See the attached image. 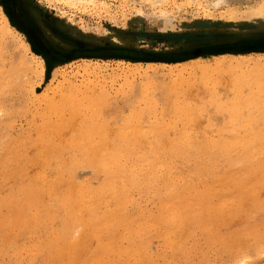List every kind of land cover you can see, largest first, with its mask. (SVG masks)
Here are the masks:
<instances>
[{"label": "rangeland", "instance_id": "obj_1", "mask_svg": "<svg viewBox=\"0 0 264 264\" xmlns=\"http://www.w3.org/2000/svg\"><path fill=\"white\" fill-rule=\"evenodd\" d=\"M6 1L0 0V6H1L0 8L1 9L3 8L2 10L4 11V13H6V15L8 14L9 16H11L9 24L11 23L10 25H11L12 29L14 30V31H11V33H8L5 35L6 41L4 40L5 42L3 43V44H5V46L7 45L6 46L7 47L6 53H7V57L9 58V60H7V62H6L7 70H9L11 68V66H15V67L19 66L18 62H19V60L21 61L22 57H24L26 59H30V61H31L30 65L31 66L29 65L30 69H28V71L30 70L29 72L31 74L29 73V76H30V79L32 78L31 81L33 80L32 83L35 82L34 84L36 87H35V89L32 90L31 86H29V84L28 85L27 84H21V85H17L15 87L8 89L6 93L0 95L1 96L0 105L1 104H2L1 106L4 105V108L7 111L9 109V111H10V112L8 111L9 112L8 116H6V115L3 116L2 113H0V115H1L0 116V123H1L0 128L2 127L0 129V136L3 137L5 135L4 138H6V140L8 139L9 141H10V139H12L11 143L14 145L13 146L14 150L18 151L20 149L18 152H20L19 154H21L18 162L15 161V162L10 163L13 165V166L12 165L10 166L12 168H10L9 165L3 166L2 164H0V169H1L0 174L2 175V173H3L2 176L0 175V199H1V201H0V215H1V217H3L4 219H7V222L14 220V217L12 215V214H14V207L11 204V198L15 197V198L19 199V201L21 203H23V200H24V202L26 201V196H24V194L19 192V188L24 183H26V182L28 183L30 180H32L34 178V181L37 180L38 184H41L43 180H38V179L43 178L47 181L46 183L50 184V188H47L48 184H46L45 185L46 189L44 190L46 192H44L42 195H40V197L42 198V201L38 203L39 207H42L44 205H46L47 207L42 208L43 212H45V213L44 214L42 213L40 215L41 217L38 216V220L36 218L31 219L32 221H36V222L31 223V220H30V222L26 226V228L28 226L29 227L27 229L23 228L24 230L23 229H21V230L18 229L15 231L9 230V229L4 230L3 227L2 228L0 227V235L3 231H6V235L4 237L2 235L0 236V264H62V263L63 264H72V262H73V264H102V263L103 264H118V263L119 264H121V263L130 264L131 262H132L131 264H134V262L136 264L137 263L138 264H144L146 262H148V264H151V262H152V264H264V251H263V253H260L258 257L255 255L254 258L249 257L250 259L248 258V259H245L243 261L239 260V261H241V263H239V261H235V258L239 259L241 257L240 254H242L243 256H244V254H248L249 251H248L246 245L244 243L241 244V246L239 245L240 247H237V245H236L237 249H234V251H232L233 246L229 242L228 238L226 239V242L224 241L225 243L222 241L223 244H221L222 242H219V240H223L228 236V235L226 237L224 236V235H226L227 232H228L227 234H229V232H232L233 230L239 228V226L241 227L245 223L244 217H243L244 219H242V218L240 219V217H238L239 219H237V217H234L228 221L226 220L227 223H225V224H227V225L224 224V227L222 226L223 225L222 221H220L219 223H221L222 225L219 224L220 227H219V225L217 226V231L219 233V230H221V233H219L217 240H216V238L213 239L214 241L212 240L213 243L205 241L206 239L209 240V238L207 237L208 233L205 231V228H203V226H202L203 224H193L194 226L195 225L196 226L195 227L192 226L191 227L192 229H190L187 232L188 234L187 233L184 234L185 237L182 234L183 237L181 236L182 240H180V234L181 233L179 234L177 229L176 230H177L178 234L176 232L174 237H172L173 234L170 235L171 234L170 232H169V234L165 235V231L168 228L166 229V227L163 223L157 224L158 222L156 219H158V217H159V216H157V214H159L157 212H159L158 208H159L160 203H161V198H160L161 196H159V195L155 196L151 191H148L145 188H138V187L130 189L131 196L136 192V194L134 196H132L133 200L125 201L124 199H121V202H122L121 205L122 206L120 205L121 208L125 212L127 211L128 213H130L132 215L133 221L130 219V221H131L130 223H133L134 225L131 224V229L129 228V230H128V228H126L127 230L124 231L123 230L124 224H123V227H122V224L115 226L114 227V236L115 237L117 236V240H116L117 243L115 241H114V243H110L109 241L111 239L107 242V240H106L107 237L105 239V236H107V235L104 236V234H102L100 237H95V239L93 238L94 235L89 234V236H86V237L84 236L85 238H88V239L90 238L89 240L87 239V241H88L87 246H88L89 242L91 241L89 246L90 247L92 246V247L89 248V246L88 247L85 246V247H87V249H89L88 251L86 250V248L84 250L83 249L84 247L80 248L77 252L78 256H76L74 258L76 260L69 259V258L67 259L66 257H68V255H65V254L70 248L66 247L64 249V247L66 245V243H64V242H66V241H64V238H66L67 236H68V238L70 236H72L71 238H77L75 236L79 235L78 231L80 229H82V227L79 226L81 228H79V230H77V227L75 226L74 229L68 230L70 232V234H69V232H67L66 228H65V230L63 228H61V227H63L62 225L66 220V216H69V215H66L62 210L59 211L60 213L55 212V211L59 210L58 207H57L58 209L56 208V204L59 201H61L60 200L62 198L61 195L67 193V191L69 189V186H68L69 181H70V183L72 182V183L76 184V186L73 187V190H76L79 187V185H81L82 183H87L88 185H91V186L97 185L98 181H100V179L103 178V175L101 176V174L98 173L97 170L93 169V167H91V165L83 162V164L80 163L81 165L78 164L75 168H73L75 172L73 171L74 173L71 174V180H70L69 171L67 169L66 170L64 169L62 171L63 166L61 169H59L60 165H57V163L59 164V160L57 159V157H52V155H50L48 153H47V155L49 157H45V155L44 156L42 155V157L47 159V162H49L48 163L49 165H47V166H46V162H45V164H42L41 159H40L41 162H38V161L35 162V161H33V159H31V157L35 158V156H37L39 154L41 149L43 151V149L45 148L44 144L46 141H48L50 144L52 142L53 145L57 144L59 142H62V144H63L65 141L72 139L73 136L75 138V137H77L76 136L77 134L79 136L80 133L85 131L86 130L85 128H88L87 123H89L88 126H91L92 124L99 121V119L101 121V122L99 121V125L102 126L101 131H103V134H106L107 137L111 136V137H109V139L122 138V136L125 132L123 127H125V129L126 128L130 129L129 127L130 126L132 127V125L133 126L136 125V127H138V129H139V127L140 128L142 127V129L140 130L141 132H140L139 136L140 137L145 136V138H148V137L152 138L153 136H155L154 134H156L155 137H160V136H157V134H158L157 128L161 127V126H163L167 132L166 135H164L166 137H168V136L172 137L173 135H174L173 137H176L179 134L185 133L187 130H188L187 131L188 133L187 132L186 133L187 134L190 133L189 135L193 136V137H195L197 134H198L197 137H204L206 135H212V134L225 135L226 133H224V132H225V130H227L226 127L228 128V130L226 132L230 133L229 132V126L230 125L228 123H230L229 121L231 119L230 118L231 115L229 113L231 111V109H229V108H232L231 105L234 104V102L237 98V95H236L237 93L235 94L236 91H234L235 89H233V88L238 87L237 85H236V87H235V85H233L235 83L234 79L236 80V78H237L236 82H238L239 80H242L241 78H245V77H247L248 79H251L254 72H258V70L261 71V69H262V71L264 70V65H263L264 64V40L261 39L262 34H264V15L256 16L253 14L252 16L247 18V16L249 15V11H250L251 7L252 8L256 7L254 5L259 4L261 2V0H238V2L231 1L230 6L231 7L233 6L234 10H236L233 14L230 12L231 10L227 9V7H225L223 4H221L222 6L219 5L217 7L213 6V5H208V2L211 0H207V2H206V0H202L201 4H199V3H190L189 4V3H185V0H176L180 4L179 8L176 7L172 2H171V4L169 3L166 7H164V8H166V10H168V12H167L168 16L166 17L167 20H166V18H161L162 16L158 15V14H160L159 11L156 12V10L152 9L151 7H149L147 5H145V6H147V7H145L144 4H140L141 1H139V0L129 1L128 3H126L125 6H124V3L120 4V2H122L121 0H109L112 3L111 12L112 11L113 12L112 13L110 12L111 14L109 12H106L103 10L102 11L101 10H95V9H91V8L90 9L88 8L86 10L80 9V8L76 9L74 7H72V8L66 7V8L61 9V7H62L61 5H59V4L56 5V4H54V2L51 3L48 0H6ZM138 3H139V5H138ZM131 4L133 7L131 6ZM114 8H116V9H114ZM139 8L144 12V14L141 16L140 15L138 16V14H137V10ZM151 9L157 14H153L154 12ZM248 9H249V11H248ZM66 13H67V15H66ZM245 13H247V14H245ZM154 15L155 16L157 15V17H155ZM208 16H211V18L209 19ZM237 16H238V18H236ZM254 16H256V17H254ZM4 24H5L4 19L2 17V13L0 10V29H2L4 27ZM45 29H47V31H49V32H51L53 29H57L60 31H70L71 34H74V35L78 34L81 38H84V39H83V42L81 44H78L75 46V50L71 52L70 58L62 57L63 63H58L55 66H52L49 61L45 60L44 55L42 54L43 53V36H44V30ZM192 35H196V36H225V37H234V39L214 41L210 44L186 42L185 40L180 39L181 37L192 36ZM170 36H173V37H170ZM246 36H253L256 39H260L263 44L261 45V47H259L257 49H245V48L241 49V50L235 49L236 44L240 41L238 38H243ZM24 42H27L29 44L31 42L30 45L32 46V48H31V51H29L28 55H24L26 53V51L24 50V47H23ZM14 50H15V52H14ZM32 54H34L35 57L39 56V58L44 60L43 63L45 62L44 64H45L46 69L42 75H39V73L36 70L37 63L40 65L39 58L36 57L38 60L34 59V61H32V58H31ZM220 55H224V57H220ZM241 57H246V59L248 58L249 62H246V63L239 62L238 60ZM258 57H260V60L256 59ZM219 60H221V61L219 62V64H217V62ZM9 62H10V64H9ZM214 64L215 65L217 64L218 66L217 65L215 66ZM204 65L206 67L207 66L209 67V68L208 67L206 68V71L201 69V66H204ZM31 67H33V68H31ZM210 69H211V71H210ZM231 70H233L232 71L233 73L231 72ZM224 71H225V73H224ZM228 71L230 73H228ZM47 73L49 74V76ZM216 73H218V74H216ZM245 73H247V74H245ZM196 74H198V75H196ZM222 74H226L225 77H227V78L229 77V78L225 79L224 75H222ZM228 74H229V76H228ZM231 75H232V77H231ZM213 76H214V78H213ZM238 76L239 77L241 76V78H239ZM192 78H193V80H192ZM179 79H180V81H179ZM208 79H209V81H208ZM199 81H201V82L199 83ZM227 81H229V83H230V84L228 83L229 86H227V85L224 86L225 84H227ZM18 82L19 81H17V83ZM176 82H180V83L178 84ZM188 82L190 84H188ZM130 84H132V85L130 86ZM174 85H178L177 86L178 88L179 87L180 88L186 87L185 89L187 91L188 90L189 91L188 92L186 91L187 93H185V94L180 93L181 94L180 95V94L174 92V91H177V89L175 90L173 88ZM184 85H187V86H184ZM232 85H233V87H232ZM129 86H130L131 91L129 90ZM144 86L151 87L152 89L154 88L153 89L154 95H153L152 91H148L150 93V94H148L149 97L148 96L144 97V95L141 93L142 87H144ZM171 86H173L172 90H171ZM168 87H170V89ZM193 87L195 90L192 89ZM223 87H224V89H223ZM151 88H148V89L150 90ZM80 89H82V90H80ZM104 89L106 91H104ZM107 89L109 90L110 95L108 94ZM173 89H174V91H173ZM26 90H28V91H26ZM84 90H85V92H84ZM191 90H193V91H191ZM164 91H165V93H164ZM170 91H172V93ZM190 91H191V94H190L191 96L190 95L187 96V94H189ZM214 91L217 94H215ZM136 92H138V93H136ZM160 92H163V93H160ZM219 92L221 94L222 93L223 94L220 95ZM247 92H248L247 89H245V92L243 94H246ZM69 94L71 96H69ZM159 94H160V96H159ZM192 94H194V95H192ZM32 95L34 96L35 100H34ZM104 95H105V98H102V97H104ZM152 95H153V97H151ZM97 96L99 97V99H97ZM106 96H107V98H106ZM182 96H184V97H182ZM200 96L202 98H200ZM230 96H231V100H230ZM69 97H73L74 100H76L75 98H77L76 102L79 104L81 103L80 104L81 105L80 110L83 112L80 113V111H78V113H76L79 116V118L76 114L71 113L70 108L68 106H66V101L68 100ZM90 97H93V98H90ZM134 97H135V99H134ZM150 97L152 98V100L155 101V102H153L152 105H150L151 107H149V105H147V103H150L149 102L151 100ZM220 97L225 102L221 101V100L218 101V99ZM91 99H92V101H91ZM2 100H3V102H2ZM109 100L110 101L112 100L113 103H111ZM176 100H178V101H176ZM214 100H215V102H213ZM227 100H228L229 104L231 102V105H229L228 102L226 103ZM82 101H83V103H82ZM89 101H91L90 104H89ZM232 101H234V102H232ZM60 102H61V104H59ZM84 102H85V104H84ZM92 102L94 103V107H91ZM173 102H177L178 104H180L179 107H183V106L185 107L186 106V109H187L186 111L189 115L195 114V116H194L195 120L191 121L188 118L189 120L187 119L188 120L187 121L186 119H183L186 115L180 113L175 108H173L174 107L172 105ZM104 103H106V104H104ZM224 103H225V105H224ZM56 104H57V106H56ZM100 104L103 106H101ZM227 104H228V106H227ZM51 105L58 107L57 108L58 111L52 109ZM205 106H207V107L205 108ZM212 106H213V108H212ZM221 106L223 108L225 106L227 109L224 108L225 110L223 111V108H219ZM83 108H85V109L83 110ZM109 108H111V109H109ZM150 108H152V110ZM98 109L100 110L99 112H98ZM101 109H103V111ZM209 109H211V110H209ZM217 109H219L220 111ZM228 109H229V111H228ZM180 110L183 111L182 108H180ZM197 110H199L200 112H198ZM35 111H37V112H35ZM38 111H40V113H38ZM101 111H102V114H100ZM162 111H164V112H162ZM194 111H196V112H194ZM215 111H216V113H215ZM133 113H135V114H133ZM160 113H162V114H160ZM72 114H73V116H72ZM131 114H133V115H131ZM173 114H175V115H173ZM178 114H180V115H178ZM204 114L206 117L204 116ZM134 115H140V116H138L139 117L138 118L137 116L135 117ZM88 116H89V118H88ZM65 117H66V119H65ZM71 117H73V118H71ZM74 117H77V119ZM85 117H87V118H85ZM131 117L134 120H132ZM199 117L202 119H200ZM50 118H52V119H50ZM60 118L61 119L64 118V119L60 120ZM141 118H142V120H141ZM228 118H230V119H228ZM1 119L3 121H5V124H2ZM34 119L37 122H35ZM37 119H39V120H37ZM71 119H73V121H71ZM156 119H158V120H156ZM172 119H174V120H172ZM196 119L199 122L196 121ZM103 120H105V121H103ZM65 121H68V123ZM137 121H139V122H137ZM175 121H176V123H175ZM182 121H183V123H182ZM209 121H211V123ZM56 122H64L65 123V124H63L64 126H62L63 128H62L61 132H59V134H58V132H55L54 130H52V128H50V127H52L51 126L52 123L55 124ZM128 122L130 123V126H129ZM167 122H168V124H167ZM187 122H189L190 124L188 123V125H187ZM70 123H71V125H70ZM49 124H50L49 129H46V128L42 129L41 131H44V132L40 133L39 128L42 127V125L48 126ZM166 124H167V126H165ZM170 124H172V125H170ZM257 124H258V126H256ZM4 125L5 126L8 125V126L5 128ZM72 125H74V126H72ZM216 125H217V127H215ZM9 126H10V128H8ZM66 126H69L70 128L67 129ZM82 126H84V127H82ZM254 126L260 127L261 123H256ZM153 127H154L153 132L155 131L154 133L151 130V129H153ZM222 127L225 128V130ZM65 128L68 131L64 132ZM156 129H157V132H156ZM2 130H4L5 132ZM221 130H223L224 132ZM35 132L37 134H35ZM107 132H109V133H107ZM181 132H183V133H181ZM228 133L226 135L229 136V135H234L235 132L232 133V131H231L230 134H228ZM131 137H133V136H131ZM155 137H153V138H155ZM49 138H50V140H48ZM62 138H63V140H62ZM38 139L40 142L37 141ZM19 145L21 147H18ZM73 152L74 151H72L71 148L70 149L65 148L62 151V153L60 154V156L69 162V159H71V155L73 154ZM28 156H29V158H28ZM27 159H29V160L27 161ZM57 160H58V162H57ZM50 161H51V163H50ZM14 165L15 166L22 165L23 170L21 171L20 175H18V174L16 175L15 169L13 170V168H15ZM71 165H72V163L70 162L69 166H71ZM89 167H91V168H89ZM78 169H79V171H78ZM51 170H53V173ZM8 171H9V173H8ZM18 171H19V169H18ZM56 171H58V172H56ZM80 172H81V174H79ZM5 173H7V175H6L7 177L4 176ZM38 173H39V175H38ZM62 173H64V174H62ZM65 173H66V176H65ZM59 174H61V175H59ZM40 175L42 176V178L40 177ZM74 175L79 176V177L76 178ZM21 179H23V180H21ZM195 179H192V183L194 185H197V183H198L197 186L199 188H201V183H202L201 180L200 179L195 180ZM5 180H8V182L7 181L5 182ZM18 180L20 182H18ZM14 181H15V183H14ZM195 182H196V184H195ZM20 183H22V185ZM56 187H57V189H56ZM202 187H203V184H202ZM50 189H51V192L49 193ZM133 189L135 192L133 191ZM55 190H57V191H55ZM15 191H17V192H15ZM131 191H133V192H131ZM142 191L143 192L148 191V193L146 194L145 192L143 193ZM45 194H46V196H44ZM58 195L60 196V198H58L59 197ZM139 195H142V196L138 197ZM152 195H154V196H152ZM22 196H24V197H22ZM43 196H44L45 200H44ZM52 196H54V197H52ZM135 196L137 198H135ZM151 196L154 197L155 200H153L154 198L151 199V201H150V199H147L148 197H151ZM6 197H7L6 204H8L7 207H5L6 204L4 205V203H3V201L6 199ZM48 197L51 199H49ZM157 197L160 201L157 200ZM262 198H264V192L262 193ZM52 199H54V200H52ZM46 200L47 201L49 200L50 202L48 201V203H47ZM135 200H137L136 202H138L140 200L139 204L135 203ZM156 200H157V202H156ZM42 202H43V204H42ZM141 202L142 203L144 202L143 204L145 206L142 205ZM101 203H99V205L97 206V211L99 210L98 211L99 213L95 214V216H94L95 218L93 217L94 219H96V218L98 219L97 216L100 215V212H101V216H99V218L102 216L108 217L109 214H113L112 212L119 213L118 208L116 206L117 204H114V203H116L115 201H108V202L102 201ZM131 203H132V205H130ZM100 204H101V206H100ZM126 204H127V206H126ZM157 204H158V206H157ZM32 205L33 204H31L29 206V208H28V206L26 207V210L29 211L28 215L29 214L33 215L34 213L37 212L35 210H37L39 208L37 205L35 207ZM48 205L49 206L52 205V208L54 207L55 209L54 208L52 209L51 207L48 208ZM57 206H58V204H57ZM144 207H145V210H147V211L143 210ZM126 208H128V209H126ZM150 208H153V209L151 210ZM39 209H41V208H39ZM74 209L76 210V211L74 210V212L77 213L79 207H74ZM132 209H133V211H132ZM138 210L139 211L143 210L144 213H143V211L138 213ZM51 211L52 212L54 211V213H51ZM106 211H108V212H106ZM47 212H48L49 218L47 217ZM154 212H155V214H154ZM152 214H154V215H152ZM44 215H46V217ZM85 216H86L85 219H88L87 216H90V215L85 214ZM135 216H137V218ZM147 216H148V218H147ZM53 217H54V219H53ZM140 217H141V219H140ZM149 217H151V218H149ZM119 218H122V217H119ZM144 218L148 220V223L150 221L149 224L153 225V226H151V227H150V225L148 226V224L146 222L147 220H145ZM39 219L41 221H43V219H44L43 222H45V223H42L41 221H39ZM142 219L144 222H142ZM233 219H235L237 221H235ZM69 220H72V219H68L66 226L69 224V222H70ZM37 221H39V224L35 225L36 223H38ZM40 222H41V224H40ZM151 222H153V223H151ZM154 222H156V223H154ZM231 222L234 225H232ZM49 223H51V224H49ZM70 223H72V221ZM139 223H144V224H142L141 225L142 227H141V226H138ZM33 224H34V227H33ZM30 225H32V226H30ZM50 225H52V227ZM163 225L165 228H163ZM200 226H202V227H200ZM137 227H138V229H137ZM148 227H150L151 229H149ZM153 227H155V228H153ZM157 227H159L160 229L162 228L164 231H162V229L160 230L159 228L157 229ZM199 227L202 229H200ZM134 228H135V230H134ZM140 228L142 229V232L140 231ZM213 228H211V229L213 230V233H214L215 228L214 229ZM222 228L225 230V232L223 231ZM132 229H133V231H132ZM61 230L63 231L62 233H60ZM147 230L149 232L151 231V233L154 232V234L149 233ZM191 230L193 232H191ZM53 231H55V232H53ZM71 231H73V232H71ZM126 231L129 233L131 231L132 234L126 233ZM137 231H138V233H137ZM203 231H205V232H203ZM222 231L224 234L222 233ZM56 232H57V234H56ZM65 232H66V234L67 233L68 234L65 235ZM74 232H76V233H74ZM134 232H136L138 235ZM201 232H203V233H201ZM77 233H78V235H77ZM123 233H125L126 235L125 234L122 235ZM60 234H62V235H60ZM120 234L122 236H120ZM135 234H136V236H135ZM7 235H9V236H7ZM168 235H169V237H171V239L173 238V241L170 240ZM176 235L177 236L179 235V238L175 237ZM186 235H187V237H186ZM221 235H223V236H221ZM51 236H52V238H51ZM61 236H63V237H61ZM131 236H132V238H131ZM134 236H135V238H134ZM120 237L122 239H120ZM125 237H126V239H123ZM92 238H93V240H92ZM96 238H99V239L96 240ZM133 238L135 239V242H134ZM144 238L146 239L147 242H145ZM53 239H55L56 241H55V243L52 244ZM104 239H105V241L101 243V241H103ZM108 239H109V237H108ZM141 239H143V240L139 242V240H141ZM168 239H169V241H168ZM174 239H175V241H174ZM203 239H204V242H201ZM127 240L130 242L127 243ZM131 240L133 242H131ZM197 240H198L199 245L197 244ZM97 241L98 242L100 241L99 244ZM119 241H121L122 243H120ZM178 241L180 242V244H179L180 246L177 245ZM199 241H200V243H202L201 245H200ZM215 241H217V243H220V244H215L216 243ZM169 242L171 244H172V242L173 243L175 242V244L171 245ZM205 242L209 243L210 245L206 244ZM61 243H62V245H61ZM115 243H116V245H115ZM137 243L142 247V252H140V254L138 252V248H141V247H139L138 245H133V244H137ZM141 243H142V245H141ZM190 243L192 244V246H190L191 245ZM195 243H196V245H195ZM113 244L115 246H118V249H117V247H114ZM193 244L196 247H194ZM29 245H30V247H29ZM106 245L107 246L110 245L111 247L108 246V248H107ZM124 245H126V247H127V245H133L134 250L137 247V250H135V251H137V253L136 254L131 253V257L133 260L130 257V253H129V255L128 254L125 255V257L121 256L120 250L125 247ZM143 245H145V246H143ZM176 245H177L179 251L180 250L183 252L185 251L186 254L179 252V251H177L178 253L175 252L177 250ZM184 245H185V248H181V246L184 247ZM187 245H189V246H187ZM207 245H209V246H207ZM21 246H22V248H21ZM96 246L98 248L99 247L102 248V251L100 253L97 251L98 248ZM121 246H122V248H121ZM200 246H202V247H200ZM105 247L107 249H105ZM174 247L176 248V250ZM33 248L35 249V251L32 250ZM61 248H62V250H61ZM112 249L115 252L117 251L116 256H115V254H113L115 252ZM145 249H146V251H145ZM147 249H148V251H147ZM55 250H56V252H55ZM59 250H60V252H59ZM85 251H87V252H85ZM144 251L146 252V254H144L145 253ZM61 252H64V253L61 254ZM102 252H104V253H102ZM108 252L110 255H108ZM147 252H149V253H147ZM228 252H230V254H232L231 252H235L238 254H235L234 255L235 257L232 260V257L229 255ZM39 253H41V254H39ZM101 253L103 255H99ZM187 253H189V254H187ZM133 254H134V256H133ZM138 254L142 258L137 256ZM56 255H57V257H55ZM95 255H96V257H95ZM97 255L100 257H98ZM135 255L137 257H135ZM148 255L151 259L149 258L147 260ZM186 255L187 256L189 255V256L187 257ZM17 257H18V259H17ZM63 257H65V258L63 259ZM117 257H119V258H117ZM32 258L37 260V261L35 262V260H33ZM47 258H48V260H47ZM86 258H87V261H86ZM134 258H137V261ZM257 258H258V262H256ZM16 260H17V262H16Z\"/></svg>", "mask_w": 264, "mask_h": 264}, {"label": "bare ground", "instance_id": "obj_2", "mask_svg": "<svg viewBox=\"0 0 264 264\" xmlns=\"http://www.w3.org/2000/svg\"><path fill=\"white\" fill-rule=\"evenodd\" d=\"M6 1V0H5ZM51 3L54 2V4L56 5H61V9L69 7V8H80V9H95V10H103L106 12H111V7H112V3L109 0H48ZM122 2H120V4L124 3V6L126 5V3H128L129 1L132 0H121ZM141 1L140 4H144L151 7L152 9L156 10V12H160V16H162L161 18H166L167 12L168 10H166V7L169 3L171 4V2L176 6V7H180V4L176 1V0H139ZM231 1H235L238 2V0H211L208 2V5H213V6H219L221 4H223L225 7H227V9H230L231 13L233 14L236 10H234L233 6H230V2ZM7 2V1H6ZM115 2V1H114ZM138 2V1H137ZM207 2V0H206ZM118 3V2H117ZM185 3H202V0H185ZM258 3V2H257ZM2 4V3H1ZM130 4V3H129ZM183 4V3H182ZM134 5V4H133ZM139 5V3H138ZM205 5V4H204ZM114 6V5H113ZM129 6V5H128ZM132 6V4H131ZM135 6V5H134ZM145 6V7H147ZM222 6V5H221ZM256 7L250 9H248L249 11V15L247 16L250 17L253 14L256 16H260V15H264V0H261V2L257 5H254ZM1 7V6H0ZM59 7V6H58ZM116 7V6H115ZM119 7V6H118ZM133 7V6H132ZM140 7V6H139ZM142 7V6H141ZM148 7V8H149ZM206 7V6H205ZM210 7V6H209ZM137 8V7H136ZM207 8V7H206ZM212 8V7H211ZM222 8V7H221ZM239 8V7H238ZM3 9V8H2ZM1 10L2 13V17L4 19V27L2 29H0V95L4 94L7 92L8 89L15 87L17 85H21V84H29V86H31V89H35V82H33V80L31 81L30 76H29V71L28 69H30L29 67L31 66V61L30 59H26L24 57H22L21 61L19 60L18 64L19 66H11V68L9 70H7L6 67V62L7 60H9V58L7 57V45L5 46V44H3L6 40H5V35L8 33H11V31H14L11 27V23L9 24V21L11 19V16L6 15V13H4V11ZM116 9V8H114ZM151 9V10H152ZM213 9V8H212ZM220 9V8H219ZM240 9V8H239ZM137 10V9H136ZM214 10V9H213ZM238 10V9H237ZM153 11V10H152ZM224 11V10H223ZM227 11V10H226ZM113 12V11H112ZM111 12V13H112ZM154 12V11H153ZM209 12V11H208ZM94 13V12H93ZM110 13V14H111ZM170 13V12H169ZM172 13V12H171ZM98 14V13H97ZM137 14L138 16L143 15L144 12L139 8L137 10ZM153 14H157V13H153ZM240 14V13H239ZM247 14V13H245ZM67 15V13H66ZM231 15V14H230ZM241 15V14H240ZM155 16V15H154ZM153 16V17H154ZM229 16V15H228ZM236 16V15H235ZM245 16V15H244ZM254 16V17H256ZM69 17V16H68ZM157 17V15L155 16ZM159 17V16H158ZM170 17V16H169ZM172 17V16H171ZM209 19L211 18V16H208ZM230 17V16H229ZM234 17V16H233ZM232 17V18H233ZM242 17V16H241ZM70 18V17H69ZM238 18V16L236 17ZM252 18V17H251ZM155 19V18H154ZM63 20V19H62ZM167 20V18H166ZM236 20V19H235ZM65 22V21H64ZM21 35V34H20ZM115 36V35H114ZM22 37V36H21ZM116 38V37H115ZM119 39V38H118ZM5 40V41H4ZM31 44V42H30ZM27 42H24V50L26 51V53L24 55H28L29 51H31L32 46ZM9 45V44H8ZM11 47V46H10ZM20 47V46H19ZM15 52V50H14ZM16 55V54H15ZM226 55V54H225ZM23 56V55H22ZM32 57V61H34V59L38 60L36 57L39 58V56H34V54L31 55ZM10 57V56H9ZM41 57V56H40ZM220 57H224V55H220ZM258 60H260V57L256 58ZM262 59V58H261ZM44 60H42L41 58H39V62L40 65L37 63L36 66V70L39 73V75H42L45 72V62L43 63ZM221 60H219L217 62V64H219ZM239 62L241 63H246L249 62V59L246 57H241L239 60ZM11 62V61H10ZM9 62V64H10ZM229 62V61H228ZM238 63V62H237ZM216 64V65H217ZM30 65V66H29ZM215 65V64H214ZM215 65V66H216ZM241 65V64H240ZM243 65V64H242ZM264 65V64H263ZM218 66V65H217ZM208 67V66H207ZM205 65L201 66V69L206 71L207 68ZM221 67V66H220ZM33 68V67H31ZM209 68V67H208ZM222 68V67H221ZM244 68V67H243ZM228 69V68H227ZM34 70V69H33ZM209 70V69H208ZM222 70V69H221ZM211 71V69H210ZM233 70H231L232 72ZM208 72V71H207ZM217 72V71H216ZM236 72V71H235ZM206 73V72H205ZM213 73V72H212ZM219 73V72H218ZM216 73V74H218ZM221 73V72H220ZM225 73V71H224ZM228 73H230L228 71ZM233 73V72H232ZM31 74V73H30ZM37 74V73H36ZM48 74V73H47ZM247 74V73H245ZM255 74V75H254ZM254 74L252 75L251 79H248L247 77L245 78H241V76L239 78H241L242 80H239L238 82H236V80L234 79V84L235 87L236 85L238 87L233 88L235 89L234 91L235 94L237 95V98L234 101V104L231 105V102L229 104L228 100L226 101V103L228 102L229 105L232 106L231 111L229 112L231 115V119H230V123H228L229 126V132L234 133V135H226L228 132H226L228 130V128L226 127L227 130H225V128H223L225 130V132L223 130L224 133H226L225 135L222 134H212V135H206L204 137H197L198 134L193 137L190 136L189 134H187L188 130L183 133V134H179L176 137H166L164 135H166V130L163 126L158 127V134L157 136L160 137H155L156 134H154L155 138H145V136L140 137V130L142 129V127L138 129V127L130 126V121L128 122L129 124V128L130 129H125L124 128V134L122 136V138H118V139H109V137L106 136V134H103V131H101V125H99V121H97L96 123L92 124L91 126H88L89 123H87V127L85 128L86 130L83 131L82 133H80V135L78 136V134L76 135L77 137L70 139L68 141H65L63 144L62 142H59L57 144H51L46 141L45 142V148L41 149V151L39 152V154L37 156H35V158L31 157V159H33V161H38L41 162L42 164H45L46 162V166L49 165L47 162V159L43 158L42 155L45 157H49L47 155L50 154L52 155V157H57V159L59 160V164L57 163V165H60V168L63 169L62 171L65 169H67L69 171V178L71 180V174H73L75 171L73 168H75L78 164L81 165L80 163L83 164L87 163L89 165H91V167H93V169L97 170L98 173L101 174V176L103 175V178L100 179V181H98L97 185L95 186H91L88 185L87 183H82L81 185H79V187L76 190H73V187L76 186L75 183H70L69 181V189L67 191V193L61 195V201H59L56 204V208L58 207L59 210L55 211V212H59L60 210H62L66 215V220L63 223V228L65 230V228L67 229V232H69L68 230H72L75 228V226L77 227V230H79V228L82 227V229H80L79 235L77 233L78 236H75L77 238H71L72 236H70L68 238V236L66 238H64V243H66L64 249L70 248L65 255H68V257H66L67 259H74L77 255V252L80 248H83L85 250L88 251L89 249H87V239L85 238L86 236L90 235H94V239L95 237H100L102 234L107 235L105 236V239L107 237V242L109 241L110 243H114V241L116 242L117 240V236H114V227L118 226L120 224H124V231L127 230L126 228L131 229V224L134 225L133 223H130V219L132 220V215L130 213H128L127 211L125 212L122 208H121V199H124L125 201H130L133 200L132 196H134L136 194L135 192L132 196L130 194V189L131 188H145L148 191H151L155 196L159 195L161 196V203L160 206L158 208L157 216L158 219L157 220V224L163 223L166 227V231H165V235L169 234V232L171 233L170 235L173 234L172 237H174V235L176 234L177 230L180 234V240H182L181 238L184 236L185 233H187L190 229H192L191 227H195L193 224H203V228H205V231L208 233L207 237L209 238L206 239V242H210L213 243L212 240L216 238V240L218 239V235L219 233H221V230H219V233L217 231V226L221 223H219L220 221H222V226L224 227V224L227 223L228 220L237 217V219H239L238 217H240V219H244L245 223L239 228L233 230L232 232H229V234L226 233V235H224L226 238L223 240H219V242H226V239H229V242L232 244L233 249L232 251H234V249H237V247H240L241 244H245L247 249H248V254H244V256L242 254L241 257L239 259L235 258V261H243L245 259H248L249 257L254 258L255 255L258 257L260 253H263L264 251V198H262V193L264 192V70L261 71L258 70V72H254ZM198 75V74H196ZM209 75V74H208ZM214 75V74H213ZM225 75L226 74H222ZM221 75V76H222ZM49 76V74H48ZM207 76V75H206ZM229 76V74H228ZM234 76V75H233ZM247 76V75H246ZM232 77V75H231ZM230 77V78H231ZM250 77V76H249ZM157 78V77H156ZM183 78V77H182ZM190 78V77H189ZM197 78V77H196ZM214 78V76H213ZM221 78V77H220ZM227 77H225L226 79ZM229 78V77H228ZM227 78V79H228ZM175 79V78H174ZM173 79V80H174ZM223 79V78H222ZM158 80V79H157ZM193 80V78H192ZM224 80V79H223ZM17 81H19L17 83ZM180 81V79H179ZM190 81V80H189ZM209 81V79H208ZM217 81V80H216ZM230 81V80H229ZM229 81H227V84H225L224 86H229ZM84 82V81H83ZM144 82V81H143ZM158 82V81H157ZM191 82V81H190ZM201 81H199L200 83ZM214 82V81H213ZM219 82V81H218ZM221 82V81H220ZM223 82V81H222ZM153 83V82H152ZM176 83H180V82H176ZM182 83V82H181ZM187 83V82H186ZM185 83V84H186ZM208 83V82H207ZM212 83V82H211ZM229 83V84H228ZM158 84V83H157ZM188 84H190L188 82ZM204 84V83H203ZM82 85V84H81ZM87 85V84H86ZM132 84H130L131 86ZM168 85V84H167ZM172 85V84H171ZM182 85V84H181ZM180 85V86H181ZM201 85V84H200ZM199 85V86H200ZM211 85V84H210ZM232 85V87H233ZM129 86V90L131 91ZM141 86V85H140ZM176 86V87H175ZM178 85H174L171 86V90L172 87L177 91H173L180 94V93H187L188 91L185 88H178ZM187 86V85H184ZM195 86V85H194ZM215 86V85H214ZM28 87V86H27ZM76 87V86H75ZM96 87V86H95ZM201 87V86H200ZM73 88V87H72ZM90 88V87H89ZM132 88V87H131ZM148 88V86H144L142 87V94L145 96H148V94H150L148 91H152L153 89L151 88L150 90ZM159 88V87H158ZM170 89V87H168ZM205 88V87H204ZM217 88V87H216ZM215 88V89H216ZM226 88V87H225ZM228 88V87H227ZM20 89V88H19ZM37 89V88H36ZM76 89V88H75ZM74 89V90H75ZM85 89V88H84ZM87 89V88H86ZM100 89V88H99ZM193 90L194 87L192 88ZM197 89V88H196ZM221 89V88H220ZM224 89V87H223ZM245 89H247V93L243 94L245 92ZM24 90V89H23ZM82 90V89H80ZM102 90V89H101ZM108 90V89H107ZM128 90V91H129ZM191 90V91H193ZM226 90V89H225ZM224 90V91H225ZM231 90V89H230ZM28 91V90H26ZM35 91V90H34ZM61 91V90H60ZM73 91V90H72ZM89 91V90H88ZM103 91V90H102ZM104 91H106L104 89ZM137 91V90H136ZM156 91V90H155ZM187 91V92H186ZM191 91L188 95L191 94ZM233 91V90H232ZM68 92V91H67ZM85 92V90H84ZM135 92V91H134ZM172 93V91H170ZM201 92V91H200ZM199 92V93H200ZM222 92V91H221ZM64 93V92H63ZM98 93V92H97ZM138 93V92H136ZM163 93V92H160ZM165 93V91H164ZM198 93V94H199ZM215 93V91H214ZM220 93V92H219ZM232 93V92H231ZM37 94V93H36ZM67 94V93H66ZM72 94V93H71ZM74 94V93H73ZM81 94V93H80ZM108 94H109V90H108ZM197 94V95H198ZM202 94V93H201ZM200 94V95H201ZM217 94V93H215ZM214 94V95H215ZM223 94V93H222ZM220 93V95H222ZM234 94V93H233ZM38 95V94H37ZM36 95V96H37ZM110 95V94H109ZM141 95V94H140ZM154 95V92H153ZM153 95L151 97H153ZM162 95V94H161ZM165 95V94H164ZM181 95V94H180ZM194 95V94H192ZM205 95V94H204ZM33 96V95H32ZM69 96H71L69 94ZM73 96V95H72ZM77 96V95H76ZM96 96V95H95ZM102 96V95H101ZM100 96V97H101ZM108 96V95H107ZM106 96V98H107ZM128 96V95H127ZM142 96V95H141ZM160 96V94H159ZM177 96V95H176ZM179 96V95H178ZM191 96V95H190ZM212 96V95H211ZM6 97V96H5ZM88 97V96H87ZM86 97V98H87ZM109 97V96H108ZM112 97V96H111ZM143 97V96H142ZM149 97V96H148ZM150 97V103H147V105H149V107H151L150 105L153 104V102H155L154 100H152V98ZM173 97V96H172ZM184 97V96H182ZM218 97V96H217ZM3 98V97H2ZM34 98V96H33ZM62 98V97H61ZM60 98V99H61ZM82 98V97H81ZM85 98V97H84ZM93 98V97H90ZM105 98V95L104 97ZM113 98V97H112ZM159 98V97H158ZM177 98V97H176ZM179 98V97H178ZM200 98H202L200 96ZM212 98V97H211ZM210 98V99H211ZM215 98V97H214ZM37 99V98H36ZM40 99V98H39ZM64 99V98H63ZM77 100V98H75ZM79 99V98H78ZM96 99V98H95ZM94 99V100H95ZM97 99H99V97L97 96ZM109 99V98H108ZM135 99V97H134ZM180 99V98H179ZM190 99V98H189ZM197 99V98H196ZM218 99V98H217ZM229 99V98H228ZM0 100H1V96H0ZM35 100V98H34ZM76 100H74L73 97H69L68 100L66 101V106H68L71 110V113L76 114L78 113V111H81L80 107H81V103H77ZM90 100V99H89ZM102 100V99H101ZM156 100V99H155ZM164 100V99H163ZM171 100V99H170ZM185 100V99H184ZM183 100V101H184ZM224 101L221 99V97L218 99V101ZM230 100H231V96H230ZM46 101V100H45ZM81 101V100H80ZM92 101V99H91ZM89 101V104L90 102ZM105 101V100H104ZM108 101V100H107ZM110 101V100H109ZM147 101V102H148ZM157 101V100H156ZM178 101V100H176ZM188 101V100H187ZM217 101V102H218ZM3 102V100H2ZM56 102V101H55ZM79 102V101H78ZM111 103L112 100L110 101ZM127 102V101H126ZM142 102V101H141ZM189 102V101H188ZM198 102V101H197ZM215 102V100L213 101ZM225 102V101H224ZM7 103V102H6ZM54 103V102H53ZM83 103V101H82ZM196 103V102H195ZM58 104V103H57ZM56 104V106H57ZM61 104V102L59 103ZM58 104V105H59ZM85 104V102H84ZM106 104V103H104ZM189 104V103H188ZM206 104V103H205ZM218 104V103H217ZM227 104V106H228ZM2 105V104H1ZM0 105V113H2V115H6L8 116L9 114V109L8 111L4 108V105L1 106ZM101 105V104H100ZM158 105V104H157ZM173 108H175L177 111H179L180 113L186 115L183 119H190L195 120L194 116L195 114L189 115L187 113V109L186 106L184 107H179L180 104H178L177 102H173L172 104ZM186 105V104H185ZM191 105V104H190ZM207 105V104H206ZM225 105V103H224ZM84 106V105H83ZM103 106V105H101ZM111 106V105H110ZM198 106V105H197ZM201 106V105H200ZM8 107V106H7ZM85 107V106H84ZM91 107H94V103L92 102ZM106 107V106H105ZM117 107V106H116ZM136 107V106H135ZM199 107V106H198ZM207 106H205L206 108ZM51 108L54 110H57L58 107H55L53 105H51ZM103 108V107H102ZM141 108V107H140ZM180 108L183 109L180 110ZM202 108V107H201ZM210 108V107H209ZM213 108V106H212ZM219 108H223L222 106ZM224 108H226L224 106ZM223 108V111L225 110ZM60 109V108H59ZM85 108H83L84 110ZM92 109V108H91ZM111 109V108H109ZM149 109V108H148ZM152 110V108H150ZM156 109V108H155ZM203 109V108H202ZM227 109V108H226ZM228 109V111H229ZM53 110V111H54ZM103 111V109H101ZM211 110V109H209ZM208 110V111H209ZM219 110V109H217ZM222 110V109H221ZM48 111V110H47ZM58 111V110H57ZM87 111V110H86ZM100 110L98 109V112ZM102 111L100 114H102ZM110 111V110H109ZM132 111V110H131ZM135 111V110H134ZM174 111V110H173ZM198 112H200L199 110H197ZM206 111V110H205ZM220 111V110H219ZM218 111V112H219ZM12 112V111H11ZM37 112V111H35ZM69 112V111H68ZM136 112V111H135ZM151 112V111H150ZM164 112V111H162ZM191 112V111H190ZM196 112V111H194ZM38 113H40V111H38ZM51 113V112H50ZM88 113V112H87ZM116 113V112H115ZM144 113V112H143ZM148 113V112H147ZM153 113V112H152ZM216 113V111H215ZM214 113V114H215ZM70 114V113H69ZM72 114V116H73ZM89 114V113H88ZM87 114V115H88ZM135 114V113H133ZM131 114V115H133ZM162 114V113H160ZM198 114V113H197ZM209 114V113H208ZM43 115V114H42ZM46 115V114H45ZM55 115V114H54ZM77 115V114H76ZM80 115V114H79ZM93 115V114H92ZM91 115V116H92ZM141 115V114H140ZM140 115H134L135 117L140 116ZM175 115V114H173ZM180 115V114H178ZM199 115V114H198ZM1 116V115H0ZM37 116V115H36ZM52 116V115H51ZM70 116V115H69ZM78 116V115H77ZM90 116V117H91ZM96 116V115H95ZM99 116V115H98ZM182 116V115H181ZM180 116V117H181ZM205 116V114H204ZM60 117V116H59ZM63 117V116H62ZM104 117V116H103ZM134 117V118H135ZM206 117V116H205ZM4 118V117H3ZM73 118V117H71ZM77 119V117H74ZM79 118V116H78ZM87 118V117H85ZM89 118V116H88ZM139 118V117H138ZM170 118V117H169ZM196 118V117H195ZM200 118V117H199ZM209 118V117H208ZM225 118V117H224ZM52 119V118H50ZM64 119V118H63ZM60 118V120H63ZM66 119V117H65ZM69 119V118H68ZM67 119V120H68ZM91 119V118H90ZM96 119V118H95ZM117 119V118H116ZM119 119V118H118ZM132 119V117H131ZM136 119V118H135ZM161 119V118H160ZM178 119V118H177ZM188 119V120H189ZM202 119V118H200ZM221 119V118H220ZM39 120V119H37ZM44 120V119H43ZM59 120V119H58ZM57 120V121H58ZM75 120V119H74ZM93 120V119H92ZM115 120V119H114ZM123 120V119H122ZM134 120V119H132ZM142 120V118H141ZM158 120V119H156ZM174 120V119H172ZM176 120V119H175ZM187 120V121H188ZM259 120V121H258ZM35 121V119H34ZM49 121V120H48ZM53 121V120H52ZM71 121H73V119H71ZM105 121V120H103ZM102 121V122H103ZM169 121V120H168ZM196 121H198L196 119ZM2 124H5V121H3L1 119ZM37 122V121H35ZM44 122V121H43ZM68 123V121H65ZM89 122V121H88ZM101 122V121H100ZM134 122V121H133ZM139 122V121H137ZM190 122V121H189ZM187 122V125L188 123ZM199 122V121H198ZM211 123V121H209ZM109 123V122H108ZM116 123V122H115ZM126 123V122H125ZM132 123V122H131ZM176 123V121H175ZM183 123V121H182ZM256 123H261L260 127H256L258 126V124L256 126H254ZM63 124H65L64 122H56L55 124L52 123V127H50V124L48 126H43L39 128L40 133L44 132L41 131L42 129H49L52 128V130H54L55 132H61L62 130V126H64ZM168 124V122H167ZM167 124L165 126H167ZM190 124V123H189ZM1 125V123H0ZM71 125V123H70ZM78 125V124H77ZM109 125V124H108ZM138 125V124H137ZM172 125V124H170ZM241 127H240V126ZM5 126V125H4ZM8 126V125H7ZM5 126V128L7 127ZM74 126V125H72ZM104 126V125H103ZM125 126V125H124ZM157 126V125H156ZM169 126V125H168ZM186 126V125H185ZM208 126V125H207ZM206 126V127H207ZM39 127V126H38ZM84 127V126H82ZM128 127V126H127ZM217 127V125L215 126ZM240 127V128H239ZM2 128V127H1ZM0 128V129H1ZM4 128V127H3ZM10 128V126L8 127ZM66 128H70L69 126H66ZM65 128V129H66ZM149 128V127H148ZM147 128V129H148ZM65 131H68L67 129ZM74 129V128H73ZM82 129V128H81ZM105 129V128H104ZM110 129V128H109ZM121 129V128H120ZM156 129V132H157ZM173 129V128H172ZM188 129V128H187ZM193 129V128H192ZM191 129V130H192ZM8 130V129H7ZM38 130V129H37ZM80 130V129H79ZM145 130V129H144ZM152 132L154 130L151 129ZM190 130V129H189ZM4 131V130H2ZM143 131V130H142ZM183 131V130H182ZM196 131V130H195ZM219 131V130H218ZM220 131V132H221ZM5 132V131H4ZM105 132V131H104ZM145 132V131H144ZM149 132V131H148ZM155 132V131H154ZM153 132V133H154ZM169 132V131H168ZM50 133V132H49ZM109 133V132H107ZM146 133V132H145ZM193 133V132H192ZM228 133V134H230ZM2 134V133H1ZM6 134V133H5ZM35 134H37L35 132ZM65 134V133H64ZM142 134V133H141ZM152 134V133H151ZM4 135V134H3ZM49 135V134H48ZM169 135V134H168ZM5 136V135H4ZM0 136V164H2L3 166H8L9 167L12 165L10 163L15 162L19 160L20 152H18L17 150H14L13 148V144L6 138H4ZM7 136V135H6ZM44 136V135H43ZM42 136V137H43ZM133 136V137H131ZM139 136V137H138ZM150 136V135H149ZM152 136V135H151ZM9 137V136H8ZM45 137V136H44ZM58 137V136H57ZM52 138V137H51ZM117 138V137H116ZM50 140V138L48 139ZM56 140V139H55ZM63 140V138H62ZM61 140V141H62ZM19 141V140H18ZM39 141V139L37 140ZM45 141V140H44ZM16 142V141H15ZM40 142V141H39ZM14 143V142H13ZM42 143V142H41ZM54 143V142H53ZM18 144V143H17ZM16 144V145H17ZM22 145V144H21ZM16 147V146H15ZM18 147H21L20 145ZM40 148V147H39ZM65 148H71L73 152V154L71 155V159H69V162L64 159L63 157L60 156V154L62 153V151ZM48 151V152H47ZM22 152V151H21ZM27 152V151H26ZM29 153V152H28ZM31 153V152H30ZM29 158V156H28ZM66 158V157H65ZM41 159V161H40ZM29 159H27L28 161ZM57 160V162H58ZM31 161V160H30ZM49 161V160H48ZM21 162V161H20ZM72 163L71 166H69V163ZM51 163V161H50ZM14 164V163H13ZM39 164V163H38ZM16 165V164H15ZM14 165V166H15ZM13 166V165H12ZM87 166V165H86ZM35 167V166H34ZM89 167V168H91ZM12 168V167H10ZM32 168V167H31ZM43 168V167H42ZM56 168V167H55ZM15 169L16 171V175H20L21 171L23 170L22 165H18L15 166V168H13V170ZM19 169V171H18ZM58 169V168H57ZM1 170V169H0ZM92 170V169H91ZM28 171V170H27ZM53 173V170H51ZM50 171V172H51ZM74 171V172H73ZM77 171V170H76ZM79 171V169H78ZM96 171V172H97ZM25 172V171H24ZM58 172V171H56ZM9 173V171H8ZM45 173V172H44ZM58 174V173H57ZM64 174V173H62ZM77 174V173H76ZM75 174V175H76ZM81 174V172L79 173ZM1 175V174H0ZM3 175V173H2ZM1 175V176H2ZM7 173H5L4 176H6ZM39 175V173H38ZM54 175V174H53ZM61 175V174H59ZM74 175V176H75ZM78 175V174H77ZM94 175V174H93ZM24 176V175H23ZM45 176V175H44ZM49 176V175H48ZM55 176V175H54ZM63 176V175H62ZM66 176V173H65ZM7 177V176H6ZM21 177V176H20ZM34 177V176H33ZM37 177V176H36ZM40 177L42 178V176L40 175ZM73 177V176H72ZM76 178H78L79 176H75ZM95 177V176H94ZM23 178V177H22ZM29 178V177H28ZM38 178V177H37ZM58 178V177H57ZM65 178V177H64ZM75 178V179H76ZM92 178V177H91ZM97 178V177H96ZM95 178V179H96ZM196 178V179H195ZM5 179V178H4ZM20 179V178H19ZM36 179V178H35ZM60 179V178H59ZM58 179V180H59ZM90 179V178H89ZM94 179V178H93ZM192 179H200L201 180V188H199L197 185H194L192 183ZM23 180V179H21ZM33 180V181H32ZM30 180L28 183H24L22 185V183H20L22 186L19 188V192L24 194V196H26V201L23 203H21L19 201V199L12 197L11 198V204L14 207V220L13 221H9L7 222V219H4L3 217H1L0 215V227L4 228V230H18V229H23L26 228V226L29 224L30 220L32 218H36L38 220V216H40L42 213L44 214L45 212H43V207H47L46 205L39 207L38 203L42 201V198L40 197V195H42L46 188L45 185L48 184L47 188H50V184L46 183L47 181L45 179H38V180H43L41 184H38L37 180L34 181V178ZM88 180V179H87ZM99 180V179H98ZM8 182V180H5V182ZM194 181V180H193ZM18 182H20L18 180ZM15 183V181H14ZM13 183V184H14ZM53 183V182H52ZM64 183V182H63ZM62 183V184H63ZM66 183V182H65ZM55 184V183H54ZM196 184V182H195ZM203 184V187H202ZM59 185V184H58ZM200 185V184H199ZM20 186V185H19ZM62 187V186H61ZM12 188V187H11ZM18 189V188H17ZM16 189V190H17ZM57 189V187H56ZM67 189V188H66ZM65 189V190H66ZM63 190V189H62ZM57 191V190H55ZM131 191V192H133ZM140 191V190H139ZM138 191V192H139ZM146 191V190H145ZM144 191V192H145ZM145 192L146 194L148 193ZM17 192V191H15ZM51 192V189L49 191V193ZM141 192V191H140ZM139 192V193H140ZM143 192V191H142ZM143 192V193H144ZM12 193V192H11ZM19 194V193H18ZM58 194V193H57ZM56 194V195H57ZM60 195V194H59ZM58 195V196H59ZM152 195V196H154ZM22 196V197H24ZM46 196V194L44 195ZM43 196V198H44ZM48 196V195H47ZM55 196V195H54ZM52 196V197H54ZM142 195H139L138 197H141ZM150 196V195H149ZM148 197L147 199H153L154 197ZM50 197V196H49ZM48 197V198H49ZM56 197V196H55ZM5 198V197H4ZM60 198V196L58 197ZM134 198V197H133ZM135 198H137L135 196ZM3 199V198H2ZM51 199V198H49ZM145 199V198H144ZM143 199V200H144ZM6 199L3 201L4 205L6 204ZM45 200V198H44ZM54 200V199H52ZM155 200V198L153 199ZM157 200L158 197H157ZM156 200V202H157ZM1 201V199H0ZM47 201V200H46ZM49 201V200H48ZM47 201V203H48ZM102 201H115L117 204V208H118V212H112L113 214H109L108 217H100L101 216V212L100 215L97 216L98 219H94L95 214H98L99 210L97 211V206L99 205V203H101ZM137 200H135V203L139 204V201L136 202ZM160 201V200H159ZM50 202V201H49ZM52 202V201H51ZM55 202V201H54ZM111 203V202H110ZM134 203V202H133ZM142 203V202H141ZM144 203V202H143ZM142 203V205H144ZM33 204L32 206H38L41 209H37L35 211H37L36 213H34L32 216L28 213L29 211L26 210V207ZM43 204V202H42ZM41 204V205H42ZM54 204V203H53ZM52 204V205H53ZM102 204V203H101ZM100 204V206H101ZM52 205L49 206L48 208H52ZM110 205V204H109ZM112 205V204H111ZM121 205V206H120ZM129 205V204H128ZM132 205V203L130 204ZM134 205V204H133ZM8 204H6L5 207H7ZM31 206V207H32ZM127 206V204H126ZM145 206V205H144ZM158 206V204H157ZM156 206V207H157ZM74 207H79L77 213L74 212ZM107 207V206H106ZM105 207V208H106ZM110 207V206H109ZM134 207V206H133ZM141 207V206H140ZM139 207V208H140ZM147 207V206H146ZM27 208V209H28ZM54 208V207H53ZM52 208V209H53ZM57 208V209H58ZM103 208V207H102ZM101 208V209H102ZM132 208V207H131ZM137 208V207H136ZM138 208V209H139ZM11 209V208H10ZM55 209V208H54ZM56 209V210H57ZM107 209V208H106ZM128 209V208H126ZM130 209V208H129ZM151 210L153 208H150ZM3 210V209H2ZM49 210V209H48ZM145 210V207L144 209ZM142 210V211H143ZM149 210V209H148ZM33 211V210H32ZM31 211V212H32ZM76 211V210H75ZM133 211V209H132ZM138 210L139 212H142ZM147 211V210H145ZM150 211V210H149ZM108 212V211H106ZM9 213V212H8ZM33 213V212H32ZM51 213H54V211ZM60 213V212H59ZM63 213V214H64ZM144 213V211H143ZM146 213V212H145ZM153 213V212H152ZM10 214V213H9ZM85 214H88L90 216H87L88 219H85L86 216ZM106 214V213H105ZM108 214V213H107ZM150 214V213H149ZM155 214V212H154ZM152 214V215H154ZM52 215V214H51ZM57 215V214H56ZM62 215V214H61ZM134 215V214H133ZM151 215V214H150ZM149 215V216H150ZM46 217V215H44ZM54 216V215H53ZM85 216V217H84ZM145 216V215H144ZM41 217V216H40ZM47 217L48 216V212H47ZM60 217V216H59ZM94 217V218H93ZM119 217H124L119 218ZM137 218V216H135ZM152 217V216H151ZM149 217V218H151ZM244 217V218H243ZM47 218V219H48ZM61 218V217H60ZM146 218V217H145ZM144 218V219H145ZM148 218V216H147ZM9 219V218H8ZM11 219V218H10ZM54 219V217H53ZM56 219V218H55ZM63 219V218H62ZM68 219H72L69 220L70 222L72 221V223L69 222V224L66 226V223L68 222ZM141 219V217H140ZM52 220V219H51ZM50 220V221H51ZM61 220V219H60ZM135 220V219H134ZM147 220V219H145ZM159 220V221H158ZM227 220V221H226ZM235 220V219H233ZM39 221H41L39 219ZM39 221H37L38 223H36L35 225L39 224ZM44 221V219H43ZM41 221L42 223H45ZM133 221V220H132ZM224 221V222H223ZM237 221V220H235ZM34 223L36 221H32L31 223ZM40 222V224H41ZM49 222V221H48ZM142 222L143 219H142ZM148 226L150 225V221L148 223V220L146 221ZM243 222V221H242ZM56 223V222H55ZM61 223V222H60ZM153 223V222H151ZM156 223V222H154ZM234 223V222H233ZM48 224V223H47ZM51 224V223H49ZM144 223H139L138 226H141ZM146 224V223H145ZM146 224V225H147ZM229 224V223H228ZM232 224V222H231ZM239 224V223H238ZM54 225V224H53ZM61 225V224H60ZM59 225V226H60ZM163 225V228H165ZM227 225V224H225ZM234 225V224H232ZM32 226V225H30ZM43 226V225H42ZM52 227V225H50ZM81 226V227H79ZM136 226V225H135ZM145 226V225H144ZM153 225H150V227ZM157 226V225H156ZM159 226V225H158ZM198 226V225H197ZM200 226V227H202ZM29 227V226H28ZM27 227V228H28ZM34 227V224H33ZM49 227V226H48ZM121 227V228H122ZM142 227V226H141ZM150 227H148L149 229H151ZM160 227V226H159ZM157 227V229L159 228ZM199 227V228H200ZM215 228V232L213 233V230L211 228ZM220 227V225H219ZM26 228V229H27ZM147 228V227H146ZM155 228V227H153ZM180 228V229H179ZM213 228V229H214ZM235 228V227H234ZM53 229V228H52ZM57 229V228H56ZM138 229V227H137ZM148 229V230H149ZM160 229V228H159ZM162 229V228H161ZM160 229V230H161ZM177 229V230H176ZM202 229V228H200ZM223 229V228H222ZM24 230V229H23ZM76 230V231H77ZM119 230V229H118ZM117 230V231H118ZM135 230V228H134ZM147 230V231H148ZM156 230V229H155ZM74 231V230H73ZM71 231V232H73ZM133 231V229H132ZM139 231V230H138ZM137 231V233H138ZM140 231L142 232V229L140 228ZM146 231V230H145ZM144 231V232H145ZM154 231V230H153ZM162 231H164L162 229ZM174 231V232H173ZM201 231V230H200ZM203 231V232H205ZM212 231V232H211ZM223 231L225 232V230L223 229ZM222 231V233H223ZM231 231V230H230ZM55 232V231H53ZM63 231L61 230L60 233H62ZM149 232V231H148ZM157 232V231H156ZM177 232V234H178ZM191 232H193L191 230ZM201 232V233H203ZM76 233V232H74ZM126 233H129L126 231ZM131 233V231H130ZM129 233V234H130ZM136 233V232H134ZM136 233V234H137ZM147 233V232H146ZM151 233V231L149 232ZM213 233V234H212ZM23 234V233H22ZM57 234V232H56ZM68 234V233H67ZM65 232V235H67ZM70 234V232H69ZM117 234V233H116ZM115 234V235H116ZM125 233H123L122 235H124ZM132 234V233H131ZM135 234V236H136ZM151 234H154L151 233ZM164 234V233H163ZM162 234V235H163ZM183 234V236H182ZM188 234V233H187ZM191 234V233H190ZM194 234V233H193ZM224 234V233H223ZM1 235L4 237L6 235V231H3L1 233ZM0 235V236H1ZM62 235V234H60ZM119 235V234H118ZM120 234V236H122ZM126 235V234H125ZM138 235V234H137ZM140 235V234H139ZM143 235V234H142ZM141 235V236H142ZM146 235V234H145ZM150 235V234H149ZM9 236V235H7ZM85 236V237H84ZM134 236V238H135ZM182 236V237H181ZM192 236V235H191ZM213 236V237H212ZM215 236V237H214ZM223 236V235H221ZM57 237V236H56ZM63 237V236H61ZM109 237V239H108ZM163 237V236H162ZM169 237V235H168ZM179 238V235L175 236ZM185 237V236H184ZM187 237V235H186ZM202 237V236H201ZM33 238V237H32ZM52 238V236H51ZM92 238V240H93ZM128 238V237H127ZM132 238V236H131ZM133 238V239H134ZM171 241H173V238L171 239V237H169ZM57 239V238H56ZM67 239V240H66ZM90 239V238H89ZM88 239V240H89ZM99 238H96V240ZM103 239V238H102ZM105 239L102 242L105 241ZM120 239H122L120 237ZM123 239H126L123 238ZM132 239V240H133ZM145 239V238H144ZM192 239V238H191ZM190 239V240H191ZM202 239V238H201ZM101 240V239H100ZM131 240V242H133ZM143 239L139 240L142 241ZM189 240V239H188ZM208 240V241H207ZM55 239H53V243H55ZM169 241V239H168ZM167 241V242H168ZM175 241V239H174ZM214 241V240H213ZM98 242V241H97ZM100 242V241H99ZM98 242V244H99ZM120 243H122L121 241H119ZM118 242V243H119ZM126 242V241H125ZM130 242L127 240V243ZM135 242V239H134ZM145 242L146 239H145ZM144 242V243H145ZM190 242V241H189ZM204 242V239L201 241ZM205 242V243H206ZM215 244H220L217 243V241H215ZM223 242L221 244H223ZM224 242V243H225ZM228 242V243H229ZM58 243V242H57ZM95 243V242H94ZM109 243V244H110ZM117 243V242H116ZM115 243V245H116ZM119 243V244H120ZM126 243V244H127ZM143 243V242H142ZM141 243V245H142ZM170 243V242H169ZM186 243V242H185ZM184 243V244H185ZM192 243V242H191ZM190 243V244H191ZM200 243V241H199ZM51 244V243H50ZM51 244V245H52ZM97 244V243H96ZM104 244V243H103ZM171 244V243H170ZM169 244V245H170ZM175 244V242L171 245ZM180 242L178 241L179 245ZM182 244V243H181ZM197 244H198V240H197ZM202 243H200L201 245ZM209 244V243H206ZM49 245V244H48ZM50 245V246H51ZM62 245V243H61ZM60 245V246H61ZM101 245V244H100ZM113 244L114 247L115 246ZM133 245H138L139 247H141L138 243L137 244H133ZM133 245H124L125 247L123 249L120 250V254L121 256L125 257V255H129L130 253V257H131V253L136 254L137 251V247L134 250L133 249ZM147 245V244H146ZM176 245V247H177ZM194 245V244H193ZM196 245V243H195ZM194 245V247H196ZM199 245V244H198ZM204 245V244H203ZM210 245V244H209ZM207 245V246H209ZM237 245V247H236ZM240 245V246H239ZM25 246V245H24ZM87 246V247H85ZM105 246V245H104ZM107 246V245H106ZM110 246V245H108ZM107 246V248H108ZM145 246V245H143ZM175 246V245H174ZM180 246V245H179ZM189 246V245H187ZM186 246V247H187ZM192 246V244L190 245ZM235 246V247H234ZM30 247V245H29ZM37 247V246H36ZM62 247V246H61ZM92 247V246H91ZM89 246V248H91ZM97 247V246H96ZM111 247V246H110ZM120 247V246H119ZM135 247V246H134ZM202 247V246H200ZM22 248V246H21ZM98 248V247H97ZM105 247V249H107ZM122 248V246H121ZM148 248V247H147ZM175 248V247H174ZM173 248V249H174ZM181 248H185L181 246ZM180 248V249H181ZM193 248V247H192ZM191 249V248H190ZM27 250V249H26ZM32 250L35 251V249L33 248ZM62 250V248H61ZM82 250V249H81ZM94 250V249H93ZM92 250V251H93ZM111 250V249H110ZM113 250V249H112ZM116 250V249H115ZM176 250V248H175ZM185 250V249H184ZM193 250V249H192ZM229 250V249H228ZM58 251V250H57ZM83 251V250H82ZM85 251V252H87ZM97 251L100 253L102 251V248H98ZM114 251V250H113ZM146 251V249H145ZM144 251V252H145ZM148 251V249H147ZM179 251L178 247L177 250L175 252ZM187 251V250H186ZM230 251V250H229ZM38 252V251H37ZM56 252V250H55ZM60 252V250H59ZM94 252V251H93ZM96 252V251H95ZM115 252V251H114ZM117 252V251H116ZM113 253L116 254L117 253ZM138 252L140 254V252H142V247L138 248ZM182 253H185V251H179ZM15 253V252H14ZM64 252H61V254ZM82 253V252H81ZM104 253V252H102ZM99 254V255H103V254ZM119 253V252H118ZM149 253V252H147ZM178 253V252H177ZM181 253V254H182ZM229 255L233 258L235 257V252H231L232 254H230V252H228ZM41 254V253H39ZM51 254V253H50ZM49 254V255H50ZM60 254V255H61ZM133 254V256H134ZM139 254L137 256H139ZM142 254V253H141ZM146 254V252L144 253ZM186 254V253H185ZM189 254V253H187ZM22 255V254H21ZM108 255L109 252H108ZM52 256V255H51ZM54 256V255H53ZM98 256V255H97ZM120 256V255H119ZM135 255V257H137ZM187 256V255H186ZM189 256V255H188ZM187 256V257H188ZM57 257V255L55 256ZM89 257V256H88ZM96 257V255H95ZM100 257V256H98ZM102 257V256H101ZM141 257V256H139ZM153 257V256H152ZM65 257H63L64 259ZM119 258V257H117ZM128 258V257H127ZM142 258V257H141ZM147 258V257H146ZM149 255L147 260L149 259ZM154 258V257H153ZM18 259V257H17ZM33 259V258H32ZM59 259V258H58ZM90 259V258H89ZM101 259V258H100ZM125 259V258H124ZM123 259V260H124ZM132 259V257H131ZM137 261V258H134ZM139 259V258H138ZM151 259V258H150ZM250 259V258H249ZM260 259V258H259ZM35 260V259H33ZM48 260V258H47ZM76 260V259H74ZM119 260V259H118ZM129 260V259H128ZM133 260V259H132ZM146 260V259H145ZM154 260V259H153ZM37 260H35L36 262ZM54 261V260H53ZM59 261V260H58ZM67 261V260H66ZM87 261V258H86ZM95 261V260H94ZM140 261V260H139ZM138 261V262H139ZM151 261V260H150ZM155 261V260H154ZM241 261H239V263H241ZM17 262V260H16ZM65 262V261H64ZM72 262V261H71ZM92 262V261H91ZM134 262V261H133ZM146 262V261H145ZM258 262V258L257 261ZM261 262V261H260ZM19 263V262H18ZM53 263V262H52ZM93 263V262H92ZM132 263V262H131ZM130 263V264H131ZM141 263V262H140ZM144 263V262H143ZM148 264V262H146ZM144 263V264H146ZM63 264V263H62ZM73 264V262H72ZM103 264V263H102ZM119 264V263H118ZM123 264V263H121ZM134 264H136L134 262ZM138 264V263H137ZM152 264V262H151Z\"/></svg>", "mask_w": 264, "mask_h": 264}, {"label": "snow or ice", "instance_id": "obj_3", "mask_svg": "<svg viewBox=\"0 0 264 264\" xmlns=\"http://www.w3.org/2000/svg\"><path fill=\"white\" fill-rule=\"evenodd\" d=\"M84 38H81L78 34H71L70 31H60L53 29L51 32L44 30L43 36V55L46 61H49L52 66L58 63H63L64 58H70V54L75 50V46L81 44ZM180 39L186 42H194L200 44H210L214 41L234 39V37L225 36H186ZM241 43L252 44L254 43L253 36H246L243 38H238ZM261 39L264 40V34H262Z\"/></svg>", "mask_w": 264, "mask_h": 264}, {"label": "water", "instance_id": "obj_4", "mask_svg": "<svg viewBox=\"0 0 264 264\" xmlns=\"http://www.w3.org/2000/svg\"><path fill=\"white\" fill-rule=\"evenodd\" d=\"M173 37V36H170ZM262 41L260 39H256L254 38V43L252 44H244L241 43L240 41L236 44L235 49L241 50V49H257L259 47H261L262 45Z\"/></svg>", "mask_w": 264, "mask_h": 264}]
</instances>
